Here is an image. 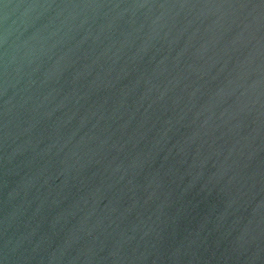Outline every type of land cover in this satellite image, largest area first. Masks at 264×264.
<instances>
[{
	"label": "water",
	"instance_id": "obj_1",
	"mask_svg": "<svg viewBox=\"0 0 264 264\" xmlns=\"http://www.w3.org/2000/svg\"><path fill=\"white\" fill-rule=\"evenodd\" d=\"M0 264H264V0H0Z\"/></svg>",
	"mask_w": 264,
	"mask_h": 264
}]
</instances>
